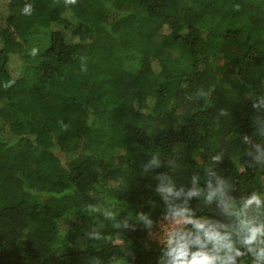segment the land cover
Wrapping results in <instances>:
<instances>
[{"label": "trees", "instance_id": "obj_1", "mask_svg": "<svg viewBox=\"0 0 264 264\" xmlns=\"http://www.w3.org/2000/svg\"><path fill=\"white\" fill-rule=\"evenodd\" d=\"M0 2V264H156L160 245L147 248L142 227L114 229L83 210L122 217L151 202L161 218L155 174L187 192L216 152L236 197L256 191L264 163L248 152L264 144V108L253 107L264 97V0ZM152 153L175 170L146 173ZM188 202L223 219L216 201ZM93 229L107 239H88Z\"/></svg>", "mask_w": 264, "mask_h": 264}, {"label": "clouds", "instance_id": "obj_2", "mask_svg": "<svg viewBox=\"0 0 264 264\" xmlns=\"http://www.w3.org/2000/svg\"><path fill=\"white\" fill-rule=\"evenodd\" d=\"M21 13L31 16L32 4L25 3ZM37 53L36 47L30 49V55ZM258 106L264 108V97L254 101L253 107ZM248 155L255 162L264 163V144L251 145ZM223 158L222 152L211 154L204 167V183L197 186L198 176L193 175V186L187 192L177 187L170 172L156 173L154 192L164 202L162 218L153 219L152 209L156 205L151 202L145 205L148 211L128 208L122 217L121 211L117 213L113 207L89 205L83 211L89 215L101 212L113 222L114 229L137 231L142 227L160 244L156 264H244L245 257L250 258V264H264V194L251 192L247 197H236L230 178L217 167ZM162 165H171L174 171L176 164L165 163L152 153L143 170L148 173ZM194 196L205 205L216 201L215 207L220 209L223 219L196 215L188 202ZM85 235L90 240L107 239L95 229Z\"/></svg>", "mask_w": 264, "mask_h": 264}, {"label": "rangeland", "instance_id": "obj_3", "mask_svg": "<svg viewBox=\"0 0 264 264\" xmlns=\"http://www.w3.org/2000/svg\"><path fill=\"white\" fill-rule=\"evenodd\" d=\"M6 12V3L5 2H0V13H3L5 14ZM215 21V18L214 17H206L204 22H203V25H211L212 23H214ZM157 41L161 40V37H156ZM172 56L173 58L176 60V58H178V55L175 53V52H172ZM127 67L130 68L131 70L133 71H136L137 70V66L134 65V64H127ZM75 70L74 69H66V73L67 74H72L74 73ZM37 156V153H35V157ZM255 185H256V193H259V194H264V175H260L259 177L256 178L255 180ZM162 218V217H161ZM118 244H123V245H126L125 243V240L123 239H119L117 241ZM145 245L147 248L151 249L153 247H157L159 244V242L154 239L153 237L149 236L147 234L146 236V239H145Z\"/></svg>", "mask_w": 264, "mask_h": 264}]
</instances>
